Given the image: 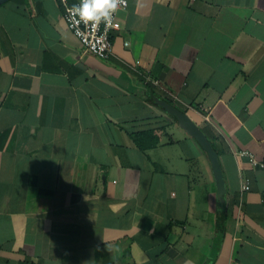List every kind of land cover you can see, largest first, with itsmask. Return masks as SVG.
Returning a JSON list of instances; mask_svg holds the SVG:
<instances>
[{
    "label": "crops",
    "instance_id": "crops-1",
    "mask_svg": "<svg viewBox=\"0 0 264 264\" xmlns=\"http://www.w3.org/2000/svg\"><path fill=\"white\" fill-rule=\"evenodd\" d=\"M63 11L0 4V264H264V0H128L108 59Z\"/></svg>",
    "mask_w": 264,
    "mask_h": 264
},
{
    "label": "built area",
    "instance_id": "built-area-1",
    "mask_svg": "<svg viewBox=\"0 0 264 264\" xmlns=\"http://www.w3.org/2000/svg\"><path fill=\"white\" fill-rule=\"evenodd\" d=\"M60 1L64 5L63 17L65 19L67 27L69 28V30L72 31V33L77 37V39L82 44L83 52L94 54L102 59L110 58L114 53V42H113L112 31L117 27L116 20H117L118 12L114 14L113 22L110 27H106L103 21H101V24L98 26V28L93 31L90 28V26L86 27L83 22H81L78 26H73L71 20L69 19V14L66 11V7H71L74 4L79 5L80 0H75L74 2H70V0H60ZM127 7H128V0L126 6L122 5L119 10H125L127 9ZM77 19L79 18L77 17ZM140 63L141 62L138 60L136 65H140ZM144 76H145L144 83L149 87L151 86L160 87L162 85L160 80L153 77L151 74H146ZM207 118L209 117L207 116ZM238 153L241 155H248L253 165L264 166V162L259 161L255 157V155L252 154L251 152L243 150V151H239ZM243 188L247 190L251 188L248 180L243 184Z\"/></svg>",
    "mask_w": 264,
    "mask_h": 264
},
{
    "label": "clouds",
    "instance_id": "clouds-1",
    "mask_svg": "<svg viewBox=\"0 0 264 264\" xmlns=\"http://www.w3.org/2000/svg\"><path fill=\"white\" fill-rule=\"evenodd\" d=\"M127 0H80L79 5L66 7L73 26H78L81 22L86 27L94 31L101 24L110 27L113 22L114 14L120 7L126 6ZM77 17L79 19H77Z\"/></svg>",
    "mask_w": 264,
    "mask_h": 264
},
{
    "label": "water",
    "instance_id": "water-1",
    "mask_svg": "<svg viewBox=\"0 0 264 264\" xmlns=\"http://www.w3.org/2000/svg\"><path fill=\"white\" fill-rule=\"evenodd\" d=\"M8 0H0V4L6 2ZM162 105L165 106L166 110L171 113L183 126V128L193 136L201 145V147L207 152L209 159L211 161L215 176L218 180L219 191L223 193V189L225 186L223 170L221 166V161L219 158V154L217 150L214 148L212 142L203 132L201 127L196 124L193 119L183 110L180 108L172 105L170 102L164 101L160 102Z\"/></svg>",
    "mask_w": 264,
    "mask_h": 264
},
{
    "label": "trees",
    "instance_id": "trees-1",
    "mask_svg": "<svg viewBox=\"0 0 264 264\" xmlns=\"http://www.w3.org/2000/svg\"><path fill=\"white\" fill-rule=\"evenodd\" d=\"M151 92V91H150ZM151 101H153L154 103H157V104H160L163 108H165V106L164 105H162L160 102H164V101H167V102H169L168 100H165V99H162L161 100V98H159V97H156L155 95H151ZM166 109V108H165Z\"/></svg>",
    "mask_w": 264,
    "mask_h": 264
}]
</instances>
